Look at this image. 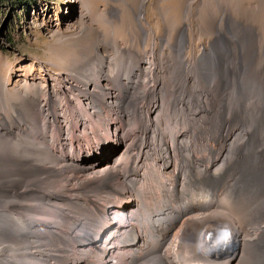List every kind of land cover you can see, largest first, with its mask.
I'll return each mask as SVG.
<instances>
[{"label": "bare ground", "instance_id": "6f19581e", "mask_svg": "<svg viewBox=\"0 0 264 264\" xmlns=\"http://www.w3.org/2000/svg\"><path fill=\"white\" fill-rule=\"evenodd\" d=\"M224 14L167 80L153 51L0 124V264H264V47Z\"/></svg>", "mask_w": 264, "mask_h": 264}, {"label": "rangeland", "instance_id": "374dc122", "mask_svg": "<svg viewBox=\"0 0 264 264\" xmlns=\"http://www.w3.org/2000/svg\"><path fill=\"white\" fill-rule=\"evenodd\" d=\"M224 10V20L232 22L234 31L242 24L254 34L250 50L257 51L253 62L258 64L264 47V0H33L24 8L2 7L0 124L31 126L40 118L38 103L47 93L60 96L66 79L123 60L135 64L153 51L154 64L169 79L179 67L172 49L180 30L186 27L194 39L187 59L196 58L212 47L216 27L224 24L219 20ZM238 33L244 35L243 30ZM72 95L67 98L77 99ZM84 149L89 152V145Z\"/></svg>", "mask_w": 264, "mask_h": 264}, {"label": "trees", "instance_id": "16d2710c", "mask_svg": "<svg viewBox=\"0 0 264 264\" xmlns=\"http://www.w3.org/2000/svg\"><path fill=\"white\" fill-rule=\"evenodd\" d=\"M33 2V0H0V9L5 6L12 7H28Z\"/></svg>", "mask_w": 264, "mask_h": 264}]
</instances>
